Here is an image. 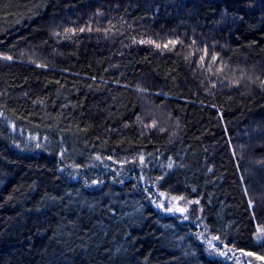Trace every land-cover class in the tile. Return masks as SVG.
<instances>
[{"label":"trees","instance_id":"obj_1","mask_svg":"<svg viewBox=\"0 0 264 264\" xmlns=\"http://www.w3.org/2000/svg\"><path fill=\"white\" fill-rule=\"evenodd\" d=\"M260 225L264 0H0V264H264Z\"/></svg>","mask_w":264,"mask_h":264},{"label":"rangeland","instance_id":"obj_2","mask_svg":"<svg viewBox=\"0 0 264 264\" xmlns=\"http://www.w3.org/2000/svg\"><path fill=\"white\" fill-rule=\"evenodd\" d=\"M18 133V141L23 144V147L26 148H34L38 151L43 150L46 147L47 140L45 138H38L33 135H24L21 134L20 131ZM69 169L74 170V175L77 173L78 168L76 167H68ZM105 169H108L107 166H105ZM144 178V177H143ZM97 181V180H96ZM143 183H146L145 179H142ZM155 204L163 211L165 212H183L186 213L192 208V204L190 202H185L183 198L176 197V196H170L167 194H161L160 197H158L156 200H154ZM162 205V206H161ZM180 209H183L184 211H180ZM198 229L199 231V237L201 239V242L204 243L207 250L211 254H220L226 253L225 255H222L223 257L232 258V260H242L246 259V257L250 255H245L243 252L236 253L233 250H230L225 245H220V243L213 239L212 235L207 231V229L200 223H198ZM255 240L258 243H264V225H260L257 227V231L255 233ZM209 241H211V244H209ZM222 247H220V246ZM214 246V247H213ZM217 249L219 251H217ZM259 262V260H258Z\"/></svg>","mask_w":264,"mask_h":264},{"label":"snow or ice","instance_id":"obj_3","mask_svg":"<svg viewBox=\"0 0 264 264\" xmlns=\"http://www.w3.org/2000/svg\"><path fill=\"white\" fill-rule=\"evenodd\" d=\"M81 31H83V29H81ZM158 47H159V45H157ZM165 46H167V45H165ZM5 59H11V57L9 56V57H5ZM197 203H198V201H197ZM162 206V205H161ZM180 211H184L183 209H180ZM213 239H215V240H219V237H213ZM222 243V242H221ZM209 244H211V241H209ZM214 247V246H213ZM217 251H219L218 249H217ZM222 255H225L226 253H221ZM245 255H254V254H252V253H245ZM257 259H261V260H264V257H257ZM248 264H250V262H248Z\"/></svg>","mask_w":264,"mask_h":264}]
</instances>
